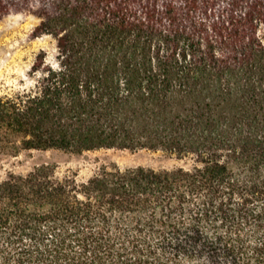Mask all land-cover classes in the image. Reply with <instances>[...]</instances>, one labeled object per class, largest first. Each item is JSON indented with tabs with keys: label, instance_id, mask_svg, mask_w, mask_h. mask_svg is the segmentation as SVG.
<instances>
[{
	"label": "trees",
	"instance_id": "16d2710c",
	"mask_svg": "<svg viewBox=\"0 0 264 264\" xmlns=\"http://www.w3.org/2000/svg\"><path fill=\"white\" fill-rule=\"evenodd\" d=\"M56 40L0 98V155L162 150L185 165L50 162L0 180V264H264V0H0Z\"/></svg>",
	"mask_w": 264,
	"mask_h": 264
},
{
	"label": "rangeland",
	"instance_id": "374dc122",
	"mask_svg": "<svg viewBox=\"0 0 264 264\" xmlns=\"http://www.w3.org/2000/svg\"><path fill=\"white\" fill-rule=\"evenodd\" d=\"M38 19L30 14L0 18V98L28 91L36 81L32 67L39 53L54 64L56 40L36 33ZM50 162L59 177L74 175L78 181L89 178L103 163L121 168L148 167L156 170L185 165L162 150L99 149L80 154L68 150H21L15 157L0 155V180L8 174H26L36 164Z\"/></svg>",
	"mask_w": 264,
	"mask_h": 264
}]
</instances>
